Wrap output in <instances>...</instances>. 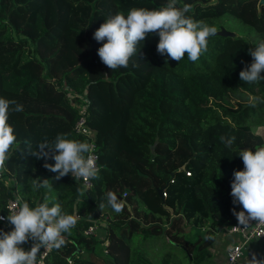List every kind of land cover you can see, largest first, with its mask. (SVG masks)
I'll list each match as a JSON object with an SVG mask.
<instances>
[{"label":"trees","instance_id":"1","mask_svg":"<svg viewBox=\"0 0 264 264\" xmlns=\"http://www.w3.org/2000/svg\"><path fill=\"white\" fill-rule=\"evenodd\" d=\"M167 2L0 0V98L23 106V111L9 113L16 143L5 162L7 183L0 180V214L8 198L19 195L35 207L49 194L77 220L62 234L64 245L49 249L45 264H70L68 257L71 264L98 262L91 255L95 241L83 231L101 204L113 212L107 221V264H152L151 241L168 234L169 245L185 250L188 264H200L206 253L200 247L219 229L237 222L232 209L239 212L242 205L233 204L230 193L234 171L244 169L239 152L264 146V136L254 131L264 128V103L250 106L253 97L264 99V80L246 83L239 77L253 62L249 50L264 39V6L257 11L256 0H215L211 5L209 0H178L177 7L192 6L187 16L217 31L232 27L234 36H210L207 51L197 61L185 54L177 62L157 52L159 36L149 33L127 68L109 69L98 56L106 41L94 39L104 20L118 12L126 17L132 8L158 9ZM62 83L76 96L62 90ZM82 94L90 101L86 124L99 167L98 178L86 192L71 173L56 180V173L43 166L55 163L51 152L47 159L30 155L45 139L51 145L58 134L82 141L72 129L77 118L74 104ZM231 96L236 103L230 102ZM248 96L250 100L243 99ZM221 137L235 140L226 146ZM180 141L189 157L178 169L180 177L173 172L176 180L169 184V171L159 167V159L169 156ZM187 168L192 171L189 176L184 175ZM138 170L147 171L149 178L135 177ZM37 178L49 179L52 192L34 189ZM161 187L166 193L163 203L156 195ZM109 192L123 202L121 212L107 204ZM186 224L191 229L183 234ZM0 225L3 232L14 228ZM193 228L203 229L201 241H186ZM30 240L20 247L26 250ZM256 258L264 260V252Z\"/></svg>","mask_w":264,"mask_h":264},{"label":"clouds","instance_id":"2","mask_svg":"<svg viewBox=\"0 0 264 264\" xmlns=\"http://www.w3.org/2000/svg\"><path fill=\"white\" fill-rule=\"evenodd\" d=\"M178 0H168L158 9L132 8L127 16L118 12L108 17L94 33L98 42L106 41L98 48V56L109 69L127 68L129 60L136 55L138 46L149 33H157L159 41L156 50L159 54H167L174 61H181L185 54L195 62L207 51L208 38L216 35L217 29L204 21H196L186 13L192 6L184 4L177 7ZM249 54L253 62L240 71L239 77L246 83H256L264 80V39L255 44ZM264 103V99L253 97L250 106ZM23 111V106L14 100L0 98V172L6 171L5 162L9 152L16 143L14 129L8 123L9 113ZM68 134H58L50 145L47 139L39 143L36 151L30 155L37 159L49 157L54 164L45 163L43 166L56 173L55 179L72 174L75 178L85 180L97 179L99 167L98 157L94 156V147L85 141L67 138ZM226 146H230L235 137H221ZM47 149L48 151H45ZM244 169L234 171L231 183L233 204L242 205L243 210L232 209L240 225L247 226L250 220L264 222V146L255 151L240 150ZM33 188L46 189L52 192L49 179H33ZM107 204L117 213L123 209L115 193H107ZM104 205L101 204L100 208ZM3 219V217H0ZM7 220L14 226L10 232L0 231V264H36V255L41 247L60 248L65 243L63 233L75 227L77 220L74 216L64 213L61 205L56 202L54 195L45 194L42 203L30 207L17 195L16 207ZM29 239L34 241L30 250L25 251L20 245ZM249 264H264L255 255Z\"/></svg>","mask_w":264,"mask_h":264},{"label":"built area","instance_id":"3","mask_svg":"<svg viewBox=\"0 0 264 264\" xmlns=\"http://www.w3.org/2000/svg\"><path fill=\"white\" fill-rule=\"evenodd\" d=\"M61 89L65 91L67 90L69 92L68 95L71 98L76 96V94H74L73 91H70V89L65 83L61 84ZM77 97L80 102L74 104L75 107L77 108V118L75 119L73 123L72 129L76 135L81 137L82 141L88 142L94 147V152L92 154L98 157L95 143L93 140V134L91 132V129L86 124L87 109L90 103L89 98L86 97L84 94L80 96L77 95ZM97 161L98 160H96V164H97ZM184 175L189 176L190 172L185 170ZM5 179L6 178L5 176H3V172H0V180H5ZM75 179L79 180L83 191L86 192L92 188V179L90 180H85L83 178H75ZM5 181L7 183V179ZM168 183L169 184L173 183V176L169 178ZM164 194L165 192L163 190L162 191L163 197H164ZM15 207H16V197L8 198L5 204L4 215L0 214V217H3V219H0L1 223H5L6 225L10 223L7 220V216L12 214V211ZM242 210L243 208L240 211ZM89 222L90 224L83 231V234L87 236L93 234L94 231L97 229L96 222L98 223V220L89 219ZM222 231L227 235H234L238 239L237 242L230 244L226 248L224 264H239V260L242 257L243 250L251 239H258L264 244V222H261L258 220H250L247 226L240 225L237 220V222L233 224L232 226L228 228H222ZM102 243L104 244V246L107 245L106 240H103ZM33 244H34V241L31 239L25 251L30 250ZM49 249L50 247H47V246L40 248V250L37 252V255H36V264H45V257Z\"/></svg>","mask_w":264,"mask_h":264},{"label":"crops","instance_id":"4","mask_svg":"<svg viewBox=\"0 0 264 264\" xmlns=\"http://www.w3.org/2000/svg\"><path fill=\"white\" fill-rule=\"evenodd\" d=\"M165 192V190H164ZM164 197H166V193L164 194ZM119 199V198H118ZM121 200V199H120ZM165 207V206H164ZM131 206H128L127 210H130ZM166 208V207H165ZM168 209V208H166ZM109 209L104 207L101 209H97L95 212V217L93 219H97L98 223L96 222V226L97 229L94 231L93 234L89 235L94 241L95 243L92 245V256L99 258L98 262L95 264H107L104 260L103 257L105 255H107V246H108V242H109V231L107 230V225L110 219H111V214L113 212L108 211ZM169 211H171V209H168ZM109 212V213H108ZM177 216L180 215L179 212H177L176 214ZM176 215H172V218H175ZM183 220L184 217L180 216ZM91 219V218H90ZM123 222H126V219L123 220ZM125 225L123 224L122 227H124ZM168 225H165L163 227L167 228ZM188 228V227H187ZM187 228H183V234L187 233V231L189 229ZM87 236V235H86ZM170 235H166L163 236L161 238H157L153 241H151L152 244L155 245L154 250L150 251L149 255L151 258L156 259L158 262L162 263L156 256L157 254H159L160 252H162V250H166V254H170ZM103 240H106L107 245L104 246V244L102 243ZM158 241H163V245L161 247H159L157 245ZM186 241H189V236H186ZM238 239L236 238V236L234 235H227L225 234L222 229H219L213 236L212 240L210 242H208L207 244L204 245L203 249L205 250V256L203 258V261L200 264H224L225 263V250L226 248L234 243L237 242ZM198 245L195 246L194 250L197 248ZM164 247V249L162 248ZM106 250V252H105ZM174 254V261L175 264H184L183 263V257L181 255V257H178V251L175 249H172ZM183 253H185V250H181ZM264 252V244L258 240V239H251L247 245L245 246L244 250H243V254L242 257L239 260V264H249V261L252 259L253 255H255L256 257L259 256L261 253ZM163 253V254H164ZM177 253V256L176 254ZM74 258H77V256H74ZM183 258V259H182ZM67 262L71 264V260L68 257L67 258Z\"/></svg>","mask_w":264,"mask_h":264},{"label":"rangeland","instance_id":"5","mask_svg":"<svg viewBox=\"0 0 264 264\" xmlns=\"http://www.w3.org/2000/svg\"><path fill=\"white\" fill-rule=\"evenodd\" d=\"M224 29L226 31H230V32L235 33V31H234V29L232 27H224ZM241 31L242 32H245L246 31V28H241ZM231 97H230V102H233V104L236 103V102H234L235 98L233 96H231ZM243 99H246V101H247V100H250L251 98L248 96V98H244L243 97ZM254 131L257 134L264 136V128L258 127ZM183 145H184V143H182L180 141L179 142V147L176 150H174L173 152H171V154H169V156H167L165 159H163V160L162 159H159V164H158L160 168H162V169H164L166 171H169V172H174V176L177 177V178L180 177V174L178 173V169L181 166H184L182 164L189 157V151L186 150L185 149V146H183ZM158 154H160V155L161 154L166 155V153H161V152H159ZM185 170L189 171L190 173L192 172L189 168H187ZM138 171H140L141 173L138 172L137 174H135L136 171L133 172V174L135 175V177L138 176V175H142V176H145L147 179L149 178L150 175H149V173L147 171H144V170H138ZM174 176H173V179L176 180V178H174ZM148 181H149V184H150V180H148ZM186 199L187 198H185V201H186ZM184 228L191 229L189 227V225H187V224H186V227H184ZM0 231H3V225H0ZM203 236H204L203 229L193 228V231L191 232V238H189V240H191L192 242H195V239L198 237L200 239V241H201L202 238H203ZM157 245L159 247H161L163 245V241H158L157 242ZM170 247H171L170 254L169 253L168 254L164 253V252H166V250L164 249V247H162L164 250H162V252H160L159 254H157L156 257L162 263L158 262L154 258H151L150 260L152 261V264H163L164 261H166L165 264H175L174 254H172L173 253V250L172 249H174V247L172 245H170ZM201 248H203V246H201L200 249ZM177 250H179V249L177 248ZM193 250H194V247H193ZM174 251H175V249H174ZM177 253H178V257H181V255L183 257V252L181 250H179ZM177 253H175L176 256H177ZM183 263L184 264H188L185 260L183 261Z\"/></svg>","mask_w":264,"mask_h":264},{"label":"water","instance_id":"6","mask_svg":"<svg viewBox=\"0 0 264 264\" xmlns=\"http://www.w3.org/2000/svg\"><path fill=\"white\" fill-rule=\"evenodd\" d=\"M214 3H215V0H209V2L207 4L208 5H211V4H214ZM261 6H264V0H256V9H257V11H259V9H260ZM216 35L222 36V37H233L234 36V33L230 32V31H226L224 28H220L217 31ZM244 149H246V147H244ZM179 169H183V166H181ZM168 174H169V178L173 176V172H169ZM163 190H164V187H161V188H157L156 189V195L159 197L161 203H163V201H164L163 200L164 197L162 195V191Z\"/></svg>","mask_w":264,"mask_h":264}]
</instances>
